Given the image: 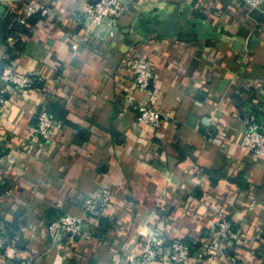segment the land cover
<instances>
[{"label": "crops", "instance_id": "0c3cea01", "mask_svg": "<svg viewBox=\"0 0 264 264\" xmlns=\"http://www.w3.org/2000/svg\"><path fill=\"white\" fill-rule=\"evenodd\" d=\"M41 1L47 14L23 24L27 0H0V66L14 49L12 63L50 87L45 96L13 97L11 138L23 145L44 105L66 128L28 150L16 141L0 148V222L12 233L0 258L129 264L157 235L164 245L184 238L190 264H264V158L247 150L245 122H264V7L200 14L192 0H134L110 25L86 18L95 0ZM219 2L227 11L230 0ZM7 23L26 28L4 35ZM133 54L152 64L153 107L171 114L158 130L124 109ZM251 91L258 97L249 100ZM135 97L149 99L142 90ZM12 149L18 160L6 155ZM103 186L115 197L103 218H88L91 239L44 242L52 217L81 215L84 198ZM222 216L234 222L235 237L225 251L207 253Z\"/></svg>", "mask_w": 264, "mask_h": 264}, {"label": "built area", "instance_id": "2783aa9c", "mask_svg": "<svg viewBox=\"0 0 264 264\" xmlns=\"http://www.w3.org/2000/svg\"><path fill=\"white\" fill-rule=\"evenodd\" d=\"M134 0H95L85 12L87 19L95 24H103L108 20L110 25H117L118 19L128 10ZM248 11L260 9L264 7V0H240ZM47 6L41 0H27L23 9V19L21 23L37 14H47ZM78 22V18L74 19ZM113 35V33H111ZM14 39L10 37V41ZM85 39L81 42L84 43ZM75 50L79 49L78 44L74 46ZM245 61V59H244ZM242 60V62H244ZM1 66H4L0 75V113L3 116V124L0 125V148L12 143L21 145V141L11 138L13 126L8 122V109L12 104L14 96H25V92L29 90H38L42 96H45L50 90L47 79L37 73L22 71L12 63L9 52L3 57ZM0 66V67H1ZM128 67L133 75L131 85L124 87L123 104L124 109L134 110L137 115L138 122L151 130H158L163 121L170 117V113H164L153 107L151 98L154 94L152 83L154 79V71L149 59L141 54H133L128 61ZM238 69H241L238 68ZM242 70V69H241ZM142 90L147 92L149 99L147 101H138L135 92ZM38 123L32 130L31 136L22 141L20 148L26 150L32 148L33 144L45 142L49 135L59 132L66 128L64 121L53 116L47 106H43L38 113ZM246 122V148L249 152L256 156L264 158V122H258L254 117H248ZM12 147V146H11ZM19 148V149H20ZM14 160H18V154L12 149L11 153H6ZM115 194L109 186H103L100 191L95 192L83 200V212L81 215H73L70 213L57 214L50 220L48 226L40 232L44 242L52 244L61 241L63 238L89 240L93 237L92 232L86 228L88 218L99 220L103 218L111 207ZM61 206V205H60ZM234 222L222 216L216 223V228L208 234L207 242L203 245V249L207 253H211V249H219L225 251L229 240L235 237ZM7 226L0 222V254L10 244ZM0 264H36L33 256H29L19 262H14L10 257L1 255ZM193 257V247L182 237H176L169 240L164 245L158 236L151 235L146 242L145 251L140 256H129V264H155L158 260H168L171 264H190Z\"/></svg>", "mask_w": 264, "mask_h": 264}, {"label": "trees", "instance_id": "16d2710c", "mask_svg": "<svg viewBox=\"0 0 264 264\" xmlns=\"http://www.w3.org/2000/svg\"><path fill=\"white\" fill-rule=\"evenodd\" d=\"M197 1L198 2H196V0H192V4L194 5V7L198 10V13H200V14H205V13H207L209 11L215 12V13L220 14V15H221V13H224V14H226V13H234V9H236L235 7H237L240 4H242V2L240 0H230L231 3L229 4L230 6L228 7V10L225 11V12H222L221 10L218 9V6L220 5L219 0H197ZM8 23L5 25L4 29L2 30L4 35H9V34H12L13 31H15V32L19 31V30L21 31V30H24V28H26L25 26L22 27L20 24H14L12 27H9ZM18 43L19 42H16L15 44H18ZM17 47L19 48V44L16 45V49H17ZM8 52L13 57V55L15 54L16 51L14 49L10 48L8 50ZM256 89L257 88L255 87L252 90L255 91ZM257 97H258L257 93L256 92L252 93V91H251L249 100L250 99L252 100V99L257 98ZM59 119L62 120L61 118H59ZM8 234H9V237L11 239V234H12L11 231L10 232L8 231Z\"/></svg>", "mask_w": 264, "mask_h": 264}, {"label": "water", "instance_id": "95a60500", "mask_svg": "<svg viewBox=\"0 0 264 264\" xmlns=\"http://www.w3.org/2000/svg\"><path fill=\"white\" fill-rule=\"evenodd\" d=\"M3 69H4V66H1V67H0V75H1L2 72H3ZM0 84H1V77H0Z\"/></svg>", "mask_w": 264, "mask_h": 264}]
</instances>
